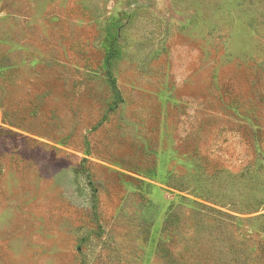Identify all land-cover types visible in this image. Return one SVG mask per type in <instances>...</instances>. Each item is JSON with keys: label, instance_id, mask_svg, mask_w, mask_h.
Masks as SVG:
<instances>
[{"label": "rangeland", "instance_id": "374dc122", "mask_svg": "<svg viewBox=\"0 0 264 264\" xmlns=\"http://www.w3.org/2000/svg\"><path fill=\"white\" fill-rule=\"evenodd\" d=\"M192 221L264 264V0H0V264H175Z\"/></svg>", "mask_w": 264, "mask_h": 264}, {"label": "trees", "instance_id": "16d2710c", "mask_svg": "<svg viewBox=\"0 0 264 264\" xmlns=\"http://www.w3.org/2000/svg\"><path fill=\"white\" fill-rule=\"evenodd\" d=\"M116 38L115 37L109 47H108V50L105 54V58H104V61H105V68H106V76L108 78V82L111 86V89L113 91V100H112V103L110 105V110H115L119 103L121 102L122 100V95H121V92L118 88V81H117V78L114 74V69H113V63H114V60L116 59L117 55H118V49H117V45H116ZM89 183L91 184V191H92V196H93V200H94V207L97 206V200H98V192H97V187L96 185L93 183V179H91L89 177ZM174 199H176L177 197H179L177 199V201H172L169 206H168V211H167V216H166V220H165V223H164V226L165 228L167 229H171L174 226L175 224V221L177 219V212H179V210L181 209V205H182V201L183 199L188 201L189 202V212L191 214H203L204 212L202 210H204V208H212L211 206H209L208 204L204 203V202H201L199 201L198 199H196L197 197L198 198H202L201 196H197V194H194V197L193 199L190 198V197H187L185 195H182V194H175L174 195ZM203 199V198H202ZM198 206H201V207H198ZM216 209V208H214ZM217 211L219 212H223L222 210H218L216 209ZM225 213V212H223ZM227 214V213H225ZM194 221H192L191 223V226L188 227V231L189 232L188 234L187 233H184L183 235V239H184V249L179 252V254L181 253V257L178 259V261L175 263V264H193L191 261L192 259L197 255V246H198V241L199 239L197 238V235H199V231H200V227L196 228V226H194ZM208 238L209 235H208ZM211 243V240L209 239L207 244H210ZM210 246V245H208Z\"/></svg>", "mask_w": 264, "mask_h": 264}]
</instances>
